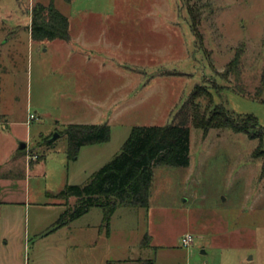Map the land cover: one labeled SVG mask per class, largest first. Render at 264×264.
Masks as SVG:
<instances>
[{
	"label": "rangeland",
	"instance_id": "1",
	"mask_svg": "<svg viewBox=\"0 0 264 264\" xmlns=\"http://www.w3.org/2000/svg\"><path fill=\"white\" fill-rule=\"evenodd\" d=\"M51 1L68 18L67 40L30 35L34 4ZM0 13L17 19L0 24V38L12 33L0 51V114L10 121L3 146L25 140V154L37 161L23 166L26 182L5 195L25 203L7 216L26 228V262L51 264L48 248L61 244L35 235L54 222L56 208L43 203L64 202L47 192L84 184L120 151L133 125L183 118L188 165H153L148 206L115 209L113 253L125 241L124 256H138L125 264L147 257L154 264H264V158L254 153L259 145L264 150V135L260 141L229 128L204 132L190 110L181 112L200 85L195 102L204 116L223 104L234 116H255L264 129V0H0ZM238 49L239 61L229 64ZM29 113L36 116L25 122ZM68 123H107L110 137L67 160L61 132ZM101 214L92 207L81 219L94 223ZM186 232L193 240L184 247ZM92 233L69 242L66 262L56 264H100L106 246Z\"/></svg>",
	"mask_w": 264,
	"mask_h": 264
},
{
	"label": "trees",
	"instance_id": "2",
	"mask_svg": "<svg viewBox=\"0 0 264 264\" xmlns=\"http://www.w3.org/2000/svg\"><path fill=\"white\" fill-rule=\"evenodd\" d=\"M190 25L195 28L192 15ZM68 26L67 16L55 8L52 1L47 5L34 4L29 26L33 39L67 40ZM193 32L199 36L195 29ZM240 55L241 49H238L229 64L237 63ZM228 68L226 67L223 73H226ZM200 89V85L192 89L181 110L184 115L190 110L191 122L195 127L202 128L204 132L210 128H229L235 132H243L249 138L262 140L264 129L251 114L234 116L232 111L219 104L204 116L195 102ZM185 123L182 118L162 125H133L120 151L95 170L84 184H66L54 193L53 196L64 200V208L52 228L69 223L92 207H99L102 210L101 226L108 231L111 215L118 206L147 207L152 166H186L189 163L190 132ZM252 126L255 129H252ZM61 133L67 138L66 158L74 160L81 146L107 141L110 137V127L107 123H68ZM52 142L45 139L47 145ZM259 146L254 153L261 154L264 158V150ZM43 157L42 155L41 158ZM142 243L149 244L148 234L143 236ZM138 260L139 264H154L153 257ZM106 264H123V261L108 260Z\"/></svg>",
	"mask_w": 264,
	"mask_h": 264
},
{
	"label": "crops",
	"instance_id": "3",
	"mask_svg": "<svg viewBox=\"0 0 264 264\" xmlns=\"http://www.w3.org/2000/svg\"><path fill=\"white\" fill-rule=\"evenodd\" d=\"M0 14V24L10 22L11 20H17L16 18L11 19V15H4L3 13ZM29 26L30 21L28 27ZM7 33L8 35H5L0 38L1 52L3 50V47L11 39L12 33L10 31H7ZM0 71L2 72L1 69ZM35 111L37 112V108ZM7 115V112H2V114H0V192L3 194V196L0 197V264H7L8 258H14V264H29L28 261L26 262L24 256L27 245L26 228L24 225L22 226L19 222L9 223V219L7 216L9 214L13 215V213L15 214L17 211H21L22 208L25 207V203L22 204V199L6 198L7 196L5 195L15 190L19 183L26 182V179L23 178L24 173H22L23 166L28 167L30 169L32 165L35 164L37 161H30L29 156L25 154L24 149L26 148V146L28 147L27 141L25 140H18L17 142H15V144H11L10 147L9 144H5L6 148H4L3 139H5L7 135H10V121L7 118H4ZM35 116L36 115L34 114V117ZM26 118L27 119L25 120V122H28V117ZM20 142L25 143L24 148H19ZM3 169H6L7 172H3ZM47 195L53 196L54 193L47 192ZM43 204H45L46 208H56V211L55 209H51L54 210V214L52 211L51 216V219H53L54 217L53 221L57 219L59 213L64 208L62 202L55 200L50 202H44ZM52 204H55V206H61V211H57L58 207H51ZM90 210L91 208L86 213L82 214L80 217L75 218L69 223L64 224L62 226L52 228L54 222H51L50 226H46L42 229L37 228L35 235L38 240H47L49 241V243H61L60 245H58L59 248L56 247L57 245L50 246L48 248L49 256L51 257V264H56L58 262L57 260H62L63 262H66V252L69 242H72L73 240L74 245L77 243H81L82 233L87 231L93 232L91 235L92 237H94V234L96 233V239L102 240V243L106 246V252L100 255V264H106L108 260H121L123 261V264H125L138 257L124 256L127 255V253L124 254V252L130 246L128 243H125V241L124 243L119 244L120 251L117 254L113 253V230L110 223L111 221L109 222L108 231H106V229L101 226L102 214L99 217L98 222L94 223L86 221V219H81L84 218V216H86V214H88ZM79 220H82V223H76L79 222ZM21 253H23V257Z\"/></svg>",
	"mask_w": 264,
	"mask_h": 264
},
{
	"label": "built area",
	"instance_id": "4",
	"mask_svg": "<svg viewBox=\"0 0 264 264\" xmlns=\"http://www.w3.org/2000/svg\"><path fill=\"white\" fill-rule=\"evenodd\" d=\"M32 118H34V114L29 113L28 114V121ZM192 240H193V236L189 232L184 233L182 235V237L180 238L181 245L184 247L190 245L192 243Z\"/></svg>",
	"mask_w": 264,
	"mask_h": 264
},
{
	"label": "water",
	"instance_id": "5",
	"mask_svg": "<svg viewBox=\"0 0 264 264\" xmlns=\"http://www.w3.org/2000/svg\"><path fill=\"white\" fill-rule=\"evenodd\" d=\"M54 138V136L50 137L49 140H52ZM25 147V143L24 142H20L19 143V148H24Z\"/></svg>",
	"mask_w": 264,
	"mask_h": 264
}]
</instances>
